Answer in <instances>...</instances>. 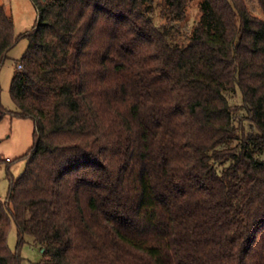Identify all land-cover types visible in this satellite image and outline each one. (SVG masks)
<instances>
[{
	"label": "trees",
	"instance_id": "1",
	"mask_svg": "<svg viewBox=\"0 0 264 264\" xmlns=\"http://www.w3.org/2000/svg\"><path fill=\"white\" fill-rule=\"evenodd\" d=\"M257 1L262 17L247 0H32L21 36L0 5V71L29 42L12 114L34 122L0 200V264H21L27 236L44 264H264Z\"/></svg>",
	"mask_w": 264,
	"mask_h": 264
},
{
	"label": "rangeland",
	"instance_id": "2",
	"mask_svg": "<svg viewBox=\"0 0 264 264\" xmlns=\"http://www.w3.org/2000/svg\"><path fill=\"white\" fill-rule=\"evenodd\" d=\"M251 11L262 17V11L257 0H247ZM0 5H4L13 18L16 36L27 34L33 30L38 21V12L32 0H0ZM199 18L198 3H194L188 10V24L191 26ZM29 42L23 39L18 42L8 57L0 71V94L3 107L8 114L0 121V155L4 159L10 160V164L0 167V200L5 201L10 189V178H19L26 167V161L20 160L33 145L34 122L30 119L15 117L12 113L17 111V107L10 95L12 79L17 71L18 62L25 54ZM227 97L232 106L239 107L242 104L240 92H229ZM245 114L240 112L238 119H245ZM244 122V121H243ZM244 126L248 131V123ZM9 171L7 170V167ZM18 233L13 223L8 235V247L12 252L17 251ZM22 258L21 264H44V250L37 246L31 237H25V244L19 250Z\"/></svg>",
	"mask_w": 264,
	"mask_h": 264
},
{
	"label": "built area",
	"instance_id": "3",
	"mask_svg": "<svg viewBox=\"0 0 264 264\" xmlns=\"http://www.w3.org/2000/svg\"><path fill=\"white\" fill-rule=\"evenodd\" d=\"M21 68V67H20Z\"/></svg>",
	"mask_w": 264,
	"mask_h": 264
}]
</instances>
